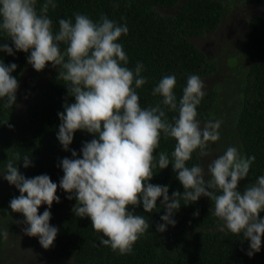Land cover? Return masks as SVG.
I'll list each match as a JSON object with an SVG mask.
<instances>
[{
  "label": "clouds",
  "instance_id": "1",
  "mask_svg": "<svg viewBox=\"0 0 264 264\" xmlns=\"http://www.w3.org/2000/svg\"><path fill=\"white\" fill-rule=\"evenodd\" d=\"M57 7L56 0H45L37 11V0H0V32L11 43L0 44V52L14 56L30 53L27 63L36 72L49 64L58 70L57 79L64 82L68 97L74 102L63 105L57 140L72 158H63L58 167L63 176L59 184L47 174L27 178L14 165H32L30 155L19 152L9 158L0 176L14 185L20 195L10 200L9 208L23 215L25 235L38 237L44 249L53 246L58 228L50 224L51 207L59 203L58 189L66 199L75 200V216L89 218L100 244L121 255L130 254L135 243L148 231L149 220L136 209L142 205L145 213L157 208V201L165 209L156 225L163 233L167 226H175L174 214L183 206L210 199L209 209L217 218L218 230L240 236L249 241L247 255L251 258L261 250L264 242V175L254 183L238 188L248 177L255 157H244L236 146H229L223 154L201 163L187 166L196 153L202 160L211 155L210 145L220 139L222 121H208L201 125L197 108L205 96V84L198 75H189L181 98L175 94L176 76L164 75L152 89V96L160 97L154 106L142 107L138 89L148 81L142 75L144 65L137 62L134 69L127 65L129 58L119 42L129 31L101 15L98 21L79 12L73 19H60L54 31L49 9ZM5 40V39H4ZM18 65H6L0 58V100L3 107L17 104L19 81L13 73ZM175 113L169 119L168 113ZM11 127V125H9ZM77 131L91 134L80 154L70 149ZM174 139V150L160 151L161 138ZM172 165L183 193L153 184L154 169L160 171ZM47 208L42 214L38 209ZM199 215V210L194 216ZM6 240L8 231L0 232Z\"/></svg>",
  "mask_w": 264,
  "mask_h": 264
},
{
  "label": "trees",
  "instance_id": "2",
  "mask_svg": "<svg viewBox=\"0 0 264 264\" xmlns=\"http://www.w3.org/2000/svg\"><path fill=\"white\" fill-rule=\"evenodd\" d=\"M45 0H37V11ZM254 7H261L262 14H254L247 21L248 29L239 47L240 60L227 65L218 75L215 62L209 59L191 39L213 33L226 16L225 4L220 0H56L57 7L49 9L54 31L58 30L60 19H73L74 13L89 16L98 21L106 15L120 24H127L129 29L120 39L126 52L128 67L134 69L137 62L144 65L142 75L147 83L138 89L142 107L154 106L161 99L152 96L153 87L164 75L176 76L175 94L179 100L186 86L189 75H198L209 79L215 75L218 83L211 89L204 90L205 96L198 106V119L201 125L208 121L222 120V134L216 143L223 151L231 145L236 147L244 157H255L249 175L239 183L243 192L246 185L254 183L257 177L264 175V0H242ZM164 10H173L165 13ZM5 39V40H4ZM0 32V44L11 43ZM30 53L17 52L14 56L0 52V58L6 65H18L14 76L21 82L22 74L28 70L35 83H41L33 97L18 101L12 109L3 107L0 100V170L9 158L19 152L21 156L30 155L32 165L23 167V161L14 160V165L27 178L47 174L59 184L63 176L60 161L72 158L71 151H64L57 140L60 120L58 113L64 111L63 105L74 102L68 97L64 82L57 79L58 70L49 64L42 72H36L27 63ZM216 73V74H215ZM218 75V76H217ZM19 92V89H18ZM17 92V95H18ZM19 111L21 122L26 125L27 134L11 132L14 113ZM175 113H168L169 119ZM93 138L91 134L77 131L73 143L69 146L78 155L85 141ZM226 141V142H225ZM175 140L160 141L157 152L165 151L169 155L174 150ZM212 145V144H211ZM210 145V148H211ZM211 152L210 160L224 152ZM205 159V158H204ZM196 153L187 162L191 167L201 163ZM150 183L169 187V196L174 191L183 193L184 189L176 179L172 165L161 170L157 167ZM20 193L14 185H9L0 176V232L7 230L8 238L0 236V264H9L8 255L13 248V239L22 242L25 234L24 217L9 208L10 200ZM59 203H53L50 211V224L58 228L53 246L44 249L39 241L30 243L34 256L43 257L49 264H264V242L261 250L249 257V241L240 236L223 233L218 230V221L209 209L211 201L201 197L197 202L183 206L174 214L176 225L167 226L163 233L156 232V225L162 223L160 217L165 209L157 201V208L152 213H145L142 205L135 211L149 220L148 231L135 243L130 254L121 255L110 247L100 244V236L94 232L89 218H79L72 211L76 201L66 199V193L58 189ZM47 205L38 209L42 214ZM199 210V215L194 213ZM264 219V212L260 213ZM26 236V235H25ZM17 253L24 256L26 251L19 247ZM30 254V255H32ZM29 255V257H31ZM29 259V258H28ZM14 264H29L24 262Z\"/></svg>",
  "mask_w": 264,
  "mask_h": 264
},
{
  "label": "rangeland",
  "instance_id": "3",
  "mask_svg": "<svg viewBox=\"0 0 264 264\" xmlns=\"http://www.w3.org/2000/svg\"><path fill=\"white\" fill-rule=\"evenodd\" d=\"M220 1L225 4L226 16L222 19L216 31L213 33H207L198 38L191 39V42L197 48H199L209 59L215 62L218 68V75L222 74L227 65H231L229 62L234 64L235 59L238 61L240 60L241 57L239 47L248 29L247 21L252 15L262 14L263 12L261 7L257 8L250 4L245 3L244 7L242 0ZM164 12L172 13L173 10H164ZM28 72V70H25V72L22 74L19 92L17 95L18 101L22 102V104L19 105L18 108H20V106L33 97L36 94L35 92L41 88V83L33 82ZM201 80L205 84L204 90L211 89L218 83V78L215 77V75L211 76L209 79ZM19 117V111L15 112L11 125V132L13 134H27L28 131L26 130V124L21 122ZM222 127L223 122L219 129L220 134H222ZM231 146L236 145L233 144ZM210 150L211 152H222L223 148L220 146V144L218 145L217 143H214L211 145ZM209 161L210 157H206L201 161V164L206 166L207 162ZM23 237L25 238H23L21 243L16 238L12 240L13 246L16 248L12 247V249L9 251L8 255L12 256L13 261L8 258V263L14 264L15 262H24V259H27L29 264H49L43 259V257L34 256V254H32V251L36 252V250L35 248H30V243L33 244L36 240H38V237H29L27 235H24ZM19 247H22L26 251L24 256H20L17 253V249ZM29 255L31 257H29Z\"/></svg>",
  "mask_w": 264,
  "mask_h": 264
}]
</instances>
